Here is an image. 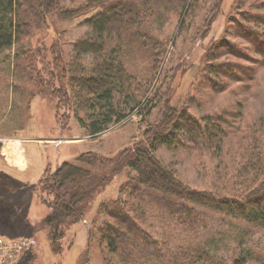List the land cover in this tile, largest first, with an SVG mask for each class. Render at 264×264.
Returning a JSON list of instances; mask_svg holds the SVG:
<instances>
[{"label":"trees","instance_id":"obj_1","mask_svg":"<svg viewBox=\"0 0 264 264\" xmlns=\"http://www.w3.org/2000/svg\"><path fill=\"white\" fill-rule=\"evenodd\" d=\"M222 1L85 0L73 9H63L60 0H0V51L22 44L34 23H52L59 12L68 18L91 14L85 19L90 31L74 42L70 59L58 50L46 67L39 53L20 50L28 80L39 96L63 101L90 135L119 123L135 109L138 116L146 117L141 140L114 156L88 151L52 170L45 168L32 183V191L46 209L44 215L36 224L24 218L14 233L18 237L6 236L7 240L25 238V228L32 233L35 228L45 233L52 255L59 256L62 240L83 223L87 243L81 252L86 256L95 243L115 256L118 264H226L223 256H211L193 240L201 213L211 211L252 226L264 225V137L260 134L235 133L234 129L235 138L230 137L225 150L219 151L225 166L215 169L217 185L207 189L188 186L154 155L161 147L182 146L183 138L213 149L222 142L220 125L169 104L167 84L163 87L167 76L160 79L171 41L162 36L165 24L172 20L184 27L187 19L202 13L199 30L210 29ZM259 5L264 7L263 2ZM245 19L249 24L231 19L224 38L204 51L206 63L199 70L207 86L215 84L209 74L242 80L240 70L246 67L218 63L216 59L223 55L255 62L249 56L253 52L264 62V13H250ZM231 36L246 40L247 51L228 41L226 37ZM83 55L89 57L86 66L79 59ZM154 109H158L156 117L148 121ZM121 172L125 179L117 196L102 199L103 189ZM96 200L89 226L85 216ZM159 234L162 239L158 240ZM239 260L244 259L232 257L230 263Z\"/></svg>","mask_w":264,"mask_h":264},{"label":"rangeland","instance_id":"obj_2","mask_svg":"<svg viewBox=\"0 0 264 264\" xmlns=\"http://www.w3.org/2000/svg\"><path fill=\"white\" fill-rule=\"evenodd\" d=\"M84 1L60 0V3L63 9H73ZM261 2L264 3V0H223L210 29L199 30L202 13H198L193 20L187 19L184 27L171 20L163 28L162 36L171 40L160 69V79L167 76L163 87L167 84L169 104L178 110L184 109L194 117L208 118L207 121L220 125L224 131V134H218L222 142L216 144L215 150L194 146L183 138L182 146L161 147L154 152L190 187L207 189L217 185L215 169L225 166L219 151L225 150L227 141L238 130L264 137V62L258 61L261 59L259 55L249 53L255 62L231 55L216 59L218 63L244 65L246 68L240 70L241 81L209 74L215 84L207 86L201 80L199 70L206 63L203 60L204 51L224 38V29L231 25L230 20L249 24L245 17L250 13H264V7L259 5ZM90 15L68 18L59 12L52 18V23H34L30 37L22 44L0 51V156L3 145L16 142L25 149L28 162L26 172L16 171L15 174L0 167V236L5 239L6 236L18 237L14 233L22 227L24 218L30 224H36L46 211L32 191L34 181H30V177L38 176L43 168L52 170L64 161H72L83 152L112 157L142 138L146 117L138 116L137 109L119 123L90 135L72 117V109L68 111L63 101L39 96L28 80L27 65L19 56L20 50L39 53L46 67L52 63V55L58 50L70 59L69 54L74 56V42L90 31L85 20ZM226 38L239 48L246 51L249 48L242 38ZM79 59L83 65H88V56L83 55ZM157 112L158 109H154L148 121L152 122ZM78 115L85 118L81 112ZM124 179V172H121L103 189L100 197L114 199ZM98 202L93 203L90 213L85 216L89 226ZM200 221L193 237L200 250L213 257L223 256L226 264H231L232 257L244 259L234 264H264V225L252 226L211 211L202 212ZM84 227L83 223H78L71 228V234L62 240L59 256L52 255L45 233L35 228L32 233L25 228L22 235L27 246L16 264H118L115 256L107 255L95 243H91L87 256L82 254L87 243V229ZM156 238L159 240L160 234Z\"/></svg>","mask_w":264,"mask_h":264},{"label":"built area","instance_id":"obj_3","mask_svg":"<svg viewBox=\"0 0 264 264\" xmlns=\"http://www.w3.org/2000/svg\"><path fill=\"white\" fill-rule=\"evenodd\" d=\"M26 246L27 241L23 238L7 240L0 236V264H16Z\"/></svg>","mask_w":264,"mask_h":264},{"label":"crops","instance_id":"obj_4","mask_svg":"<svg viewBox=\"0 0 264 264\" xmlns=\"http://www.w3.org/2000/svg\"><path fill=\"white\" fill-rule=\"evenodd\" d=\"M1 156H0V167H5L9 172L15 174V172H26L28 170V162L25 156V149L21 148L19 144H17L16 142H12L10 144H5L1 147ZM10 148H15L16 150H19L20 154H21V158H22V165L21 167L18 166L17 164H15L14 162H11L7 159L6 153L4 152V149H10ZM14 152V151H12ZM10 153V152H9ZM11 156V155H10ZM45 168L42 169V171ZM41 171V173H42ZM41 173L38 176H35L34 178L30 177V181H36Z\"/></svg>","mask_w":264,"mask_h":264},{"label":"bare ground","instance_id":"obj_5","mask_svg":"<svg viewBox=\"0 0 264 264\" xmlns=\"http://www.w3.org/2000/svg\"><path fill=\"white\" fill-rule=\"evenodd\" d=\"M14 151V152H12ZM4 152L6 153L7 159L11 162H14L15 164H17L18 166L21 167L22 165V156L19 152V150H16L15 148H10V149H4ZM10 152V153H9ZM11 155V156H10Z\"/></svg>","mask_w":264,"mask_h":264}]
</instances>
